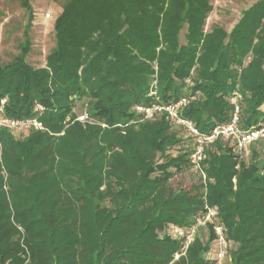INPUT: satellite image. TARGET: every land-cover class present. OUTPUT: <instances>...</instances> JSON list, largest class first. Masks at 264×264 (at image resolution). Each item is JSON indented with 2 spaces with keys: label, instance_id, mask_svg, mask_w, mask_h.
Returning a JSON list of instances; mask_svg holds the SVG:
<instances>
[{
  "label": "trees",
  "instance_id": "16d2710c",
  "mask_svg": "<svg viewBox=\"0 0 264 264\" xmlns=\"http://www.w3.org/2000/svg\"><path fill=\"white\" fill-rule=\"evenodd\" d=\"M212 10L211 0H66L44 66L26 61L29 40L0 62V116L44 127L24 138L0 127V264H218L213 224L186 248L171 233L208 208L234 243L231 264H264L262 143L244 159L218 138L199 182L175 188L194 138L165 109L138 110L186 100L181 117L209 134L238 97L240 128L264 123V0L230 30L206 29Z\"/></svg>",
  "mask_w": 264,
  "mask_h": 264
},
{
  "label": "rangeland",
  "instance_id": "374dc122",
  "mask_svg": "<svg viewBox=\"0 0 264 264\" xmlns=\"http://www.w3.org/2000/svg\"><path fill=\"white\" fill-rule=\"evenodd\" d=\"M23 1L0 0V62L3 64L11 62L21 54L22 47L29 40V52L25 59L34 67H42L46 63V56L54 47V22L62 11V6L66 0H26L33 9L32 19H29V12L23 6ZM255 1L211 0L213 10L207 19L206 29L210 30L217 25L230 30L239 20L244 9ZM47 13H50V17L46 16ZM9 130L18 138H24L29 131L26 128ZM180 136L183 139L189 137L184 128L180 130ZM183 144H189V141L185 140ZM256 147L264 156V143ZM197 171V169L191 168L178 173L170 181V184L175 188L188 189L199 182ZM201 232L205 233L203 230ZM213 252L214 249H212L211 254ZM219 264H231L230 254Z\"/></svg>",
  "mask_w": 264,
  "mask_h": 264
},
{
  "label": "built area",
  "instance_id": "2783aa9c",
  "mask_svg": "<svg viewBox=\"0 0 264 264\" xmlns=\"http://www.w3.org/2000/svg\"><path fill=\"white\" fill-rule=\"evenodd\" d=\"M50 17V13L46 14ZM6 103V98L0 100V112H3ZM186 103V100L175 105H169L166 107L154 105L152 107H138L139 112L144 113L146 118H152L156 114L160 113L163 109L168 112L169 118L176 126H181L186 130L189 136L194 138L193 151L190 159L193 168L201 169V162L206 157V147L215 142L218 138L224 140H231L233 144L234 153L240 158H248L252 153V146L258 143H264V123L251 130H242L239 126L240 120V105L238 104V97L234 99L233 111L228 123L217 125L213 131L209 134L202 133L191 121L184 119L180 115V108ZM87 116L85 114L79 117L80 120H85ZM6 127L9 129L18 128H34L44 129L41 122L36 118H8L0 116V127ZM217 209L208 208L207 211L196 218L194 226L188 230L172 227L171 233L184 239L185 248L193 241L194 235L198 228H206L210 224H213V230L215 233L214 238V254L217 258L218 264L226 259L230 250L233 248L232 241L227 239L226 228L223 224L216 222Z\"/></svg>",
  "mask_w": 264,
  "mask_h": 264
}]
</instances>
